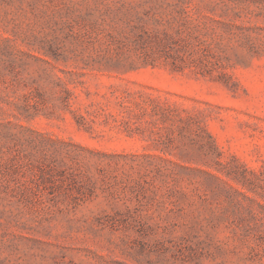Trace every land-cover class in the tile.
<instances>
[{
  "label": "rangeland",
  "instance_id": "obj_1",
  "mask_svg": "<svg viewBox=\"0 0 264 264\" xmlns=\"http://www.w3.org/2000/svg\"><path fill=\"white\" fill-rule=\"evenodd\" d=\"M0 264H264V0H0Z\"/></svg>",
  "mask_w": 264,
  "mask_h": 264
}]
</instances>
